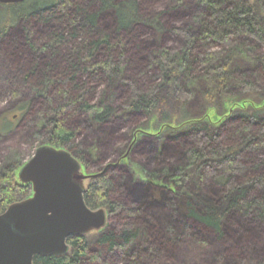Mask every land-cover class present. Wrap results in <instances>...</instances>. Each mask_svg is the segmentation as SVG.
Masks as SVG:
<instances>
[{
	"label": "trees",
	"instance_id": "16d2710c",
	"mask_svg": "<svg viewBox=\"0 0 264 264\" xmlns=\"http://www.w3.org/2000/svg\"><path fill=\"white\" fill-rule=\"evenodd\" d=\"M141 1L25 0L20 4H0V49L7 54L18 41L25 47V73L20 77L32 97L22 101L17 112L22 115L36 107L35 115L45 129L44 144L66 149L85 167L87 155L76 140L83 129L81 118L90 116L94 124L107 126L116 113L107 97L92 102V85L105 83L109 89L124 81L126 56L112 41L123 35L130 41L137 38L139 26L163 34L162 40L179 38L181 49L163 48L150 55L147 66L158 74L157 83L141 91L128 79L130 90L123 105L127 118L142 115L163 127L151 134L146 129L147 122L132 129L133 137L166 133L172 136L169 142L178 143L164 150L168 151L167 158L179 161L183 151L187 162L174 169L163 163L158 175L138 169L147 184L162 180L175 191L191 178L213 180L219 187L218 195L207 191V200L187 197L184 211L219 239H224L226 231L233 235L230 217L236 220L255 210V219L264 223V0H191L189 4L171 0L176 15L181 10L190 16H181L184 25L169 29L162 23L167 10L145 17ZM110 19L111 26L106 29L103 23ZM18 24L22 25L19 40L13 31ZM212 46L218 50H210ZM183 82L203 84L198 89L205 104L201 115L194 116L188 110L187 95L180 89ZM227 99L240 106L221 124L213 125L207 113L223 116ZM179 132L190 135L189 145L185 146V137L179 140ZM87 139L89 136L83 135L82 141ZM17 167L0 172V214L31 193L30 185L14 180ZM119 171V167L109 166L104 172L90 175L83 195L88 208L108 211L112 225L94 232L97 236L91 239L87 235L69 238L66 255L37 256L35 264L96 263L99 248L115 256L117 261L108 264H139L141 258L153 256L155 246L149 241V228L138 224L137 218L151 223L146 215L149 210L164 223L168 220L164 200L151 197L141 185L129 191L127 199L131 203L118 197ZM256 193L257 197L253 196ZM243 210L246 212L240 213ZM156 211L162 212L158 218ZM168 224L161 229L165 238L175 232ZM251 231L246 227L244 232Z\"/></svg>",
	"mask_w": 264,
	"mask_h": 264
},
{
	"label": "rangeland",
	"instance_id": "374dc122",
	"mask_svg": "<svg viewBox=\"0 0 264 264\" xmlns=\"http://www.w3.org/2000/svg\"><path fill=\"white\" fill-rule=\"evenodd\" d=\"M185 1L189 4L191 0ZM173 9L174 4L171 3V0L141 1V11L145 17H155L156 14L167 10L168 14L162 21L166 29L184 25L180 19L184 15L183 12L178 10L179 14L176 15V11ZM110 22L111 19L107 20L103 26L106 29L110 28ZM21 27L22 25L18 24L14 30L12 29L15 31L14 36L16 38H20ZM162 35L153 32L149 27L139 26V28L137 27V38L130 41L128 38L125 39L126 37L123 35L112 41L114 44H118L119 49L121 47L120 50L124 51L126 56L123 71L124 81L121 84L116 83L110 88L108 87L109 89L105 83L98 82L92 85L94 88L92 102L107 97L109 104L116 108V113L107 126L94 124L90 116L82 117L80 120L83 122V129L80 131L81 133L79 132L76 140L82 149L81 151L86 152L87 155L86 166L81 164V173L86 176L83 182L85 189L90 182V175L104 172L109 166H117L120 169L116 184L118 197H123L124 200L130 202L131 199H127L129 191L133 186L141 185L149 191L148 195L151 197L158 201L164 200L162 206L166 210L167 221L163 220L164 223H160L149 210L146 215L151 223L146 218H137L138 224L146 227V230L149 228V241L155 246L153 256L141 258L139 264H264V223L257 218L255 219L257 216L255 210H251L246 216L241 217L239 214L238 217L241 218H236V220L230 217L233 235H227L226 231L224 239H219L211 231L188 218L184 211V201L187 197L192 196L196 197L197 200H207L210 199L207 191L211 192L213 196L218 195L219 187L214 184L213 180L199 181L191 178L185 182L181 189L175 191L169 190V187L162 180H155L151 184H147L145 176L138 169L142 167L146 171L158 175L163 163H169L170 167L174 169L184 166L187 162L183 151H181L182 157L179 161L170 157L167 158L168 151L164 150L170 144L178 143L169 142L172 136H166V133L157 137L155 135L142 138L140 136L133 137L132 129L146 124L148 121L142 115L132 118H127L128 116L124 115L123 104L130 90L127 84L128 79L134 81L136 87L141 91L147 90L152 84L158 82V74L155 69L147 66L151 53L153 55V52L163 48L176 50L182 47L179 38L171 40L166 37L162 40ZM17 40L19 39L17 38ZM18 42L15 47L8 50L7 54L2 48L0 49V172L13 166H19L14 172V180L20 185H26L20 183L18 179L19 169L30 160L36 148L47 144L43 142L45 129L35 115L36 107H30L22 115L17 112L18 105L32 97L28 86L20 77V74L25 73L23 59L25 52L23 48L25 47L20 44V41ZM120 43L121 45H119ZM129 43L130 46L128 47ZM210 50L218 49L212 46ZM140 70L144 71V74H137ZM202 85L198 82L180 84L181 91L187 95V108L194 116L201 115L205 106L203 99L198 95V89L202 88ZM261 105L264 106V103ZM239 106L240 104L235 101L227 99L224 102L223 116H218L209 111L207 118L210 123L217 126L225 118L231 116ZM146 129L154 134L163 130V127H159L157 120L152 119L148 122ZM83 135H88L89 139L82 141ZM177 135L179 140L185 137L183 139L186 141L185 146L189 145L190 135L183 132H179ZM261 158L264 159V156ZM257 195L256 193L253 196L257 197ZM31 196L32 189L30 195L24 200ZM104 210L108 216L106 226H111L112 219H109L108 211ZM244 212L246 211L243 210L240 213L243 214ZM159 213L162 212H155L157 218ZM248 220L251 223H248ZM165 223H169L168 226L170 225L175 230L172 236L169 235L170 237L166 238L164 237L166 235L162 234L161 231ZM222 225L225 226V222ZM246 227L249 231L252 230V233H245ZM94 232L96 231L87 234V237L91 239L97 236ZM171 237L173 238L170 241ZM97 256L98 261L89 264H108L109 261H117L115 256L109 255L102 248L97 249ZM121 264H126V262L122 261Z\"/></svg>",
	"mask_w": 264,
	"mask_h": 264
},
{
	"label": "water",
	"instance_id": "95a60500",
	"mask_svg": "<svg viewBox=\"0 0 264 264\" xmlns=\"http://www.w3.org/2000/svg\"><path fill=\"white\" fill-rule=\"evenodd\" d=\"M25 0H0L1 5ZM81 163L64 149L42 145L18 171L32 196L0 214V264H35V257H62L68 239L106 227L104 209L84 202L85 175Z\"/></svg>",
	"mask_w": 264,
	"mask_h": 264
},
{
	"label": "flooded vegetation",
	"instance_id": "af4514ba",
	"mask_svg": "<svg viewBox=\"0 0 264 264\" xmlns=\"http://www.w3.org/2000/svg\"><path fill=\"white\" fill-rule=\"evenodd\" d=\"M26 185H29V184H26Z\"/></svg>",
	"mask_w": 264,
	"mask_h": 264
}]
</instances>
